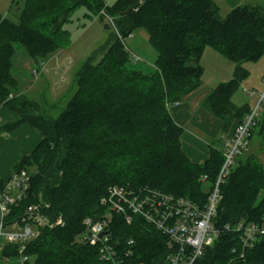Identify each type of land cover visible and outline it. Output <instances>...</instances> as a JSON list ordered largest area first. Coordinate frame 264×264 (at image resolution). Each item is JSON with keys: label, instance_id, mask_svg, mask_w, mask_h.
Listing matches in <instances>:
<instances>
[{"label": "trees", "instance_id": "16d2710c", "mask_svg": "<svg viewBox=\"0 0 264 264\" xmlns=\"http://www.w3.org/2000/svg\"><path fill=\"white\" fill-rule=\"evenodd\" d=\"M81 7L87 10L85 18H110L113 32L81 63L76 91L54 118L19 92L11 73L15 44L34 59L67 47L71 33L64 26ZM140 28L157 52L152 73L128 65L134 58L124 40ZM206 48L235 67L232 77L218 83L202 102L221 121V129L209 139V157L195 162L183 150V127L171 110L202 84ZM263 56L264 6L250 3L233 7L223 17L214 0H117L112 5L104 0H24L20 14L0 17V107L16 116L0 132L27 124L41 135L35 149L13 166V173L25 170L29 180L7 218H20L41 198L49 204L45 214L65 221L43 227L27 244L25 264H105L98 247L80 238L85 218L96 220L107 212L101 199L114 185L159 190L204 208L225 159L223 137L228 139L252 110L232 99L250 74L245 63ZM254 134L260 137L258 152L249 151L241 159ZM263 150L264 103L247 149L220 184L212 218L217 236L193 264H264V234L257 233L253 244L245 246L242 230L235 229L238 223L264 225ZM109 233L119 252H127V264H168L167 237L142 216L134 215L127 223L123 214H114ZM18 248L9 243L2 254L18 255Z\"/></svg>", "mask_w": 264, "mask_h": 264}, {"label": "built area", "instance_id": "2783aa9c", "mask_svg": "<svg viewBox=\"0 0 264 264\" xmlns=\"http://www.w3.org/2000/svg\"><path fill=\"white\" fill-rule=\"evenodd\" d=\"M132 57L135 58L134 55ZM35 71L33 72L36 73ZM246 92L249 96L255 93L252 90ZM263 103L264 89L255 107L226 140L225 159L204 208H200L190 199L159 190L146 187L133 191L124 186L114 185L101 199V203L108 208L107 212L99 219L87 217L83 220L85 230L81 234V242L98 247L100 258L105 264H127L124 258L128 255L127 252L120 253L112 243L109 228L114 214H123L127 223L132 222L134 215H140L167 237L171 250L168 264H193L203 254L206 245L211 244L217 236V231L212 225V218L221 198L220 184L229 174L236 157L247 149V137L259 116ZM28 180L29 176L25 170L13 173L4 190L0 191V251L2 252L9 243L18 244V255L21 256L23 264L29 260L28 255L24 254L27 244L40 234L43 227L65 224L61 216L52 220L45 214L44 208L49 204L44 203L41 198L31 203L20 218H7L11 212V206L24 196ZM19 183L20 186H18ZM13 190L17 191L16 195L12 194ZM235 229L242 230L245 246L253 244L257 233L264 234V225L255 223L247 225L238 223ZM130 243L133 244V240H130ZM6 257L3 255V258Z\"/></svg>", "mask_w": 264, "mask_h": 264}, {"label": "rangeland", "instance_id": "374dc122", "mask_svg": "<svg viewBox=\"0 0 264 264\" xmlns=\"http://www.w3.org/2000/svg\"><path fill=\"white\" fill-rule=\"evenodd\" d=\"M106 4L112 5L117 0H104ZM220 6V14L224 17L232 8L231 2L233 0H215ZM237 1V0H234ZM239 5L250 3L253 5L264 6V0H238ZM260 1V2H258ZM24 0H0V17L18 15L23 8ZM85 7L77 9L71 17V20L65 24V29L71 33V43L65 48L58 49L54 54L60 53V59L62 66L57 67L56 76L54 72L50 74V69L54 66L55 62L50 63L48 57L43 59H34L29 56L26 48L21 44H15V54L13 55V67L11 69L12 75L17 79L19 92L27 96L29 99L36 101L40 107L41 112L51 117H57L62 110L66 107L67 102L73 96L76 91V85L74 83L75 74L79 69L81 63L86 59L95 48L104 43L109 34L113 32V25L110 19L93 16V18H85ZM125 45L131 53V56H135L133 60H130L128 65L143 73H152L155 71V60L157 58V52L150 44L148 34L145 29H138L132 35L125 38ZM208 48L204 58L203 65L206 69L205 76L209 81L212 78L213 63L215 62L216 53L210 51ZM215 52V51H214ZM50 56V55H49ZM220 56V55H219ZM137 58V59H136ZM227 66L223 63L218 64L222 69L230 71V73H224L221 75L224 81H228L233 74L235 64L220 56ZM100 59V56L98 57ZM264 63V57L256 62H247L245 66L250 70V74L247 78L250 80L258 81L262 84L263 88L259 92V96L264 89V80L260 75H257V69ZM44 64V67H43ZM33 67V68H32ZM42 73L38 72V69H42ZM35 68L37 71H35ZM36 72L34 73L33 70ZM60 69V70H59ZM39 74V75H38ZM55 82L58 84V89L55 90ZM242 82L239 89L235 92L233 100L236 103H242L246 100H250V97L243 89ZM60 87V88H59ZM247 87V86H245ZM253 90V88H248ZM256 92V91H255ZM256 94L255 96H257ZM255 107V106H254ZM253 107V108H254ZM260 114V112H259ZM40 136V133L34 129ZM13 131V130H12ZM260 143V137L254 134L251 146V152L257 153ZM250 152H245L241 155V159L245 158ZM261 163L264 165V150L259 155ZM238 160L234 162V166L238 164ZM13 195L17 194L16 190H13ZM1 217V215H0ZM31 258V262H33ZM23 264L20 255H10L3 258L0 251V264Z\"/></svg>", "mask_w": 264, "mask_h": 264}, {"label": "crops", "instance_id": "0c3cea01", "mask_svg": "<svg viewBox=\"0 0 264 264\" xmlns=\"http://www.w3.org/2000/svg\"><path fill=\"white\" fill-rule=\"evenodd\" d=\"M239 2L241 1L233 0V2L230 3L232 7L229 8L238 6ZM207 49L208 48L205 49L201 61H203ZM210 51L216 53L214 60L215 62L213 63V70L211 77L212 79L209 81L206 79L205 76L206 69L204 67L202 84L197 89L189 93L178 106L174 107L171 110V114L175 119L176 123L183 127V133L181 135L183 150L188 155V157L195 162H202L209 157L210 155L209 139L218 137L221 129V121L213 114H211L202 105V102L211 89H213L218 83L225 82L224 80L226 79H222L221 75L224 73H230V71L227 72L226 69H222L221 67H219L218 64L221 63L227 66L226 62H224V60L220 58L221 55L213 49ZM47 57L49 61H51L50 63L55 62L54 66L49 70L50 74H52V71L54 72V77H55L56 76L55 68L57 67V65L58 68H60L59 66H62L61 61H58L60 59V53L58 54L53 53ZM43 67L41 70L38 68L35 69H38L39 70L38 72L42 73ZM257 75H260L264 80V63L261 64V67L259 69H257ZM244 83L249 84V85L243 84L244 91L250 90L248 88H253V91H256L255 94L253 96H249L250 100H246L242 103H236L234 100L233 102L237 105L248 103L250 105V108L253 109V107L256 105L257 101L259 100V92L262 90L263 86L258 81L255 82L254 80H250V78H246L244 80ZM57 87L58 84L55 82L54 89L57 90L58 89ZM256 94L258 95L255 96ZM15 118H16L15 114L11 112L9 109L3 106L0 107V126L6 122H10L14 120ZM34 129L35 128L27 124H23L13 131L0 132V189L3 183H4L3 186L4 189L7 180L13 174L14 164L18 162L24 155L30 154L41 141V135L39 136V134ZM227 137L228 136L223 137L221 144L224 145V140L227 139ZM252 140H249L248 152L249 151L251 152Z\"/></svg>", "mask_w": 264, "mask_h": 264}, {"label": "water", "instance_id": "95a60500", "mask_svg": "<svg viewBox=\"0 0 264 264\" xmlns=\"http://www.w3.org/2000/svg\"><path fill=\"white\" fill-rule=\"evenodd\" d=\"M18 186H20V183L18 184Z\"/></svg>", "mask_w": 264, "mask_h": 264}]
</instances>
